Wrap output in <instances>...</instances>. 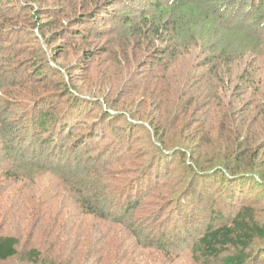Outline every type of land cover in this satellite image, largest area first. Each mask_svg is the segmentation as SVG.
Wrapping results in <instances>:
<instances>
[{"label":"trees","instance_id":"obj_1","mask_svg":"<svg viewBox=\"0 0 264 264\" xmlns=\"http://www.w3.org/2000/svg\"><path fill=\"white\" fill-rule=\"evenodd\" d=\"M14 1L0 0V11H2L3 5L6 3L14 4ZM121 1L124 2V6L128 11H125L122 15L120 14L122 17L121 24L117 26H121L123 32L129 33V35L133 34V39L137 46H142L146 43V47L142 50L147 49V54L142 61H139L136 55L133 56V66L147 65L149 75H147V78L144 77L143 73L145 70L137 74L133 71V77L136 81L133 85L135 84L134 86L139 89L141 95H145L144 92L149 94V109L154 108L155 102L153 99L155 100L157 97L159 99L164 94L169 95V98L180 96L177 100L170 99V102L164 106L166 109H169V106L171 107L169 114L173 116L174 120L169 123L162 120L161 124L163 125L160 126L159 121L156 126L152 127L146 119L138 117L141 115V112L135 113L138 109L131 113L127 110L109 108L102 100L87 96L90 100L85 102L96 104V108H99L100 114H95V117L92 115L91 117L85 116L84 121L86 122L89 118L93 119V123H95L101 117L104 118V121L108 120L110 122L109 126H112V129L115 127L114 120L126 122L127 124L122 123L125 127L128 124L140 126L144 123L151 130L152 135L157 141L166 145L169 144V146L171 145L172 138L175 137V134L179 130V141L175 145L176 148L169 149L170 147H168L166 150L170 151L167 152L169 155H173L175 158L178 157V161L184 162V166L188 167V171L194 176L197 184L199 182L202 186L204 184L208 186L206 180L213 181L218 175L223 176L221 180L225 182H227V178L229 177H242L249 182L255 183L258 178L247 171L253 170L257 175L262 173H260L256 163H253L251 160L248 162L245 158L240 157V155L248 154L249 159H253L258 154L259 148L264 146V83L261 79H257L261 71L257 67L260 65L258 60L264 54V0ZM119 5L122 7L121 3ZM44 10L50 12L52 9L45 8ZM108 10L109 7H106V5L102 7L96 5L84 14H78L75 18H69L64 27L60 28L56 34H62V37H68V35L81 36L82 31L79 28L77 32L72 31L71 25L73 23H80V20L84 18L91 19L100 14H108L110 11ZM39 13V9L36 7L33 8V11H30V14H33L34 17H38ZM8 17V20L0 21V48L4 52L0 56V88H4L8 84L5 82H11V86L15 89L13 91L15 95H10L11 98L8 99L0 93V101L4 98L3 102H0V146L3 153L8 152V154H11L4 168H0L2 179L10 183L18 182L22 187H26L32 184L35 174L52 173L59 178L60 186L66 190H63L61 193L58 190L52 192L51 199L57 198L59 211L51 218H54V216H58L59 218V216L64 214L67 211L65 210L67 209L65 203L68 204V200L71 198L72 203L81 210V213H75L76 216H72V218H75L74 220L89 215L107 226L120 223L124 227V230H131L130 235H126L125 239L132 240L131 244H133V247L135 245L137 247L142 246L143 241L148 237L152 245L163 248L165 254L169 257L175 256V252L173 251L178 247L185 246L189 248L192 251V257L196 264H256L261 260L263 261L264 257H262V254L264 252L257 253L255 248L257 246L256 240L264 239V219L256 212L252 205V199L247 198L248 195L246 193L238 195V190L235 194L227 190L223 193L222 201L224 206H233V213L230 214L227 220L215 219L216 212L211 210V208L207 212L206 209L207 203L210 206L212 205L209 204L210 199L205 198L201 200L199 210L203 212L206 223H204L198 235L196 234L197 227L196 225L193 226V223H196L199 218V210L190 213L189 211H185L182 215L184 216V220L176 219V214L179 212H176L174 215L170 214L166 222L161 218V215L164 213L162 204H158L154 208L144 206L145 210L143 212L142 207L140 215L144 214V217L138 215L133 217V208L130 207L133 204L132 202L126 204L128 210L120 207L121 211L119 215L103 209L101 203L106 194L103 189H98L95 183L97 176L100 174H97L96 170L91 169V166L84 163L85 156L87 152H90L91 147L87 145V141L81 140L83 138L82 133L79 132L82 135H78L77 129H79V125H75L74 127V118L67 119L64 121V124L57 123V114L50 115L44 107H39L40 104L48 101V107L53 106L55 101L51 102L48 98L43 102L31 98L32 101L26 104H33L34 108L24 115L22 113L23 109L26 110V105L22 104L23 99L29 95L31 96V94H26L25 92L28 84L37 83L36 80L40 78V76L36 77L40 72L38 68H48V70H43L44 78H46L47 74L50 77L62 75L63 70L55 66L58 64H56L54 58L47 57V59H42L43 56L39 55L40 53L37 55L41 58L33 55L25 60L18 59L17 55L23 53L21 46L24 44H18V46L12 49V41L10 40L12 36L9 30L10 28H14L15 30L20 29V34L23 35L27 31V28L25 24L22 25V23L15 21L14 17ZM108 17L107 20H114L110 14H108ZM26 22L28 23V20ZM54 22L45 19L41 22L36 21V26L32 24L37 31V36L40 38V41L38 39L39 43L45 39V43L47 44L44 32L51 29ZM76 25L79 26L78 24ZM14 29L11 30L14 31ZM84 29H87V27ZM95 32L97 35L107 34L104 33L106 32L105 30H99L98 27H96ZM111 32L114 31L112 30ZM49 44L51 43L49 42ZM35 48L33 47L31 51ZM39 51H41L40 48L34 51L33 54ZM109 52L111 51L105 47L102 48L99 54L102 55ZM246 53H249V58L251 59L249 63L242 60ZM184 56H190L191 59L189 61L192 60V67H190L191 69L188 67V69L184 70L186 76L183 75L182 79L185 81L180 84V89L177 88L179 86L177 85V81H170L169 77L165 74H158V70L153 71L154 68H159L164 63H180L184 59ZM9 59L13 60V62ZM13 65H15V71L17 72L12 75L9 70L10 66L12 67ZM22 65L30 66L25 67L26 72H28L27 77L17 78L15 75L19 74L18 70ZM193 68L199 73L193 74L191 71ZM160 70L165 72L163 67H160ZM19 75L23 76L22 74ZM31 77L35 80L30 81ZM175 77L177 78L176 75ZM202 81L204 84H209L208 90L201 89V87H206L202 85ZM197 83L199 85L194 87ZM52 85L50 89L39 90L40 96H44V93L60 92L65 93L66 99L69 96L73 97V90L75 88L68 82L60 83L59 88H56L55 84ZM228 86L234 87L240 95L247 94L249 96L248 104L250 106L245 107V110L249 113L248 116L251 119L248 122L246 119L243 120V118H240L239 121L232 119L226 106L216 116V123L220 125L219 120L224 117L226 118L225 122L229 119L230 122L235 123L236 129L244 126L247 133L254 131L261 137L259 145L255 144L252 148L249 147V143L243 146L239 145L236 153L231 155L225 150L219 137L211 136L209 131L213 127L212 124L207 126V120L191 121V116L196 111L194 107L197 105V100L205 101L204 107H201V112L209 113L211 100L214 98L220 101L222 98L220 94L227 90ZM204 90L206 93H204ZM148 94L146 95L148 96ZM187 95L190 96V101L185 110L182 111L178 103L183 96ZM14 96L16 97L13 98ZM191 105L192 109L190 110ZM137 106L139 107L140 105ZM87 115H90L89 112ZM206 118L207 114H205L204 119ZM179 121L182 124L177 127ZM254 121L255 123L251 125ZM195 122L198 124L200 122V124L194 128L191 135L187 134L185 131L191 125L193 126ZM123 126H121V130H117L119 134L124 131ZM128 128V131H130L131 127L128 126ZM238 133H241V129L238 130ZM89 134L90 139L91 137L93 139H100V136L101 138L103 137V134L99 132L93 134L89 131ZM16 138L17 140L15 141L14 139ZM123 138L124 135L121 137L119 135V138L115 139V141L117 140V143H119ZM196 138H200V141L189 144L191 140H195ZM201 138L204 139V142ZM237 139V137H234V141ZM106 143L110 144V141ZM83 149L87 150L84 156L82 154ZM2 174H4V177ZM85 179H90L91 184L88 187L84 184ZM113 180L116 182L118 179L115 178ZM119 182L121 181L119 180L117 184ZM115 187L116 185H114ZM85 188L87 190H84ZM111 188H113L112 185ZM192 192H194V189L188 187L186 196H189ZM110 194L117 195L114 191ZM19 204L31 206L32 202L20 201ZM46 210L45 198L44 201H41L40 198L36 200L33 214L38 218L37 220L44 219V215H49L45 212ZM128 211L132 212L130 213L132 216H129ZM154 215H156V218H153ZM159 218L167 224L165 226H170V229L164 232L163 236L158 233L155 236L146 235V237H142L141 230H137L136 226H142L148 222L153 223ZM180 224L187 226H184L180 232H175V229L179 230L177 227ZM34 228L35 225L31 224L30 237L32 242L37 244V247L33 245L29 256H37L41 264H61L62 258L64 259L63 249L67 244L61 245V243L53 241L45 247L50 253L47 256L43 255L44 246H42V249L40 245H43L41 241L46 235L43 229H41L40 232L38 231V238H35L33 236ZM112 237L103 233L99 234V238L103 239L105 244L101 240H92L93 247L91 251H88V255L98 257L99 262L109 255L110 257H114V262L118 261V264H121L119 261L121 259L123 260V264H136L133 261V249H130L132 252V255H130L127 250H122L121 246L117 244L118 241L109 245ZM19 239L13 233L0 235V262L8 261L17 256L19 253ZM160 240L164 242L158 243ZM166 242L171 247L168 245L164 246ZM76 244H74V248L72 247L70 260L74 259L76 264H82L87 256L86 254L82 256L80 263V259L77 258L79 254L76 255L79 244ZM50 245L53 246L52 249L49 248ZM151 250L154 252L156 249L151 248ZM114 262L113 264H115Z\"/></svg>","mask_w":264,"mask_h":264},{"label":"rangeland","instance_id":"obj_2","mask_svg":"<svg viewBox=\"0 0 264 264\" xmlns=\"http://www.w3.org/2000/svg\"><path fill=\"white\" fill-rule=\"evenodd\" d=\"M119 3L122 4V7ZM96 5L101 7L106 5V7H109L110 11L108 10V14H110L114 20H107L109 18L108 14L104 13L91 19L84 18L80 20V23H73L71 25L72 31L77 32L79 28L82 31L81 36L68 35V37H62V34H56L60 28L64 27L69 18H75L78 14H84ZM35 7L38 8L40 12L38 17H34L33 14H30V11H33V8ZM45 8H51L52 10L46 12V10H44ZM125 11H128V9L125 8L124 2H120V0H15L14 4L6 3L2 6V11H0V21H6L9 19L8 16H12L15 21L22 23V25L25 24L27 28V31H25L23 35L20 34V29L15 30L14 28H10L9 30V32H11L10 35L12 36V38L10 37V40L12 41V49L13 47L18 46V44H24L21 46L23 53L17 55V58L25 60L33 55L37 57L42 55V59L52 57L56 64H58L55 66H58L63 70L62 75L50 77L47 74L46 78H44L45 75L43 70H48V68H38L40 72L36 77L40 76L39 80H36L37 83L28 84V87L25 90L26 94H31V96L29 95L23 99L24 101L22 104L24 106L26 105L25 108L27 110H22L23 115L34 108V106H32L33 104L29 105L26 103L31 102L32 99H37L38 101L43 102L48 98L51 102L55 101L54 105L48 107V101L43 102L39 107H44L50 115L57 114V123L64 124V121L67 119H70L71 117L74 118V127L75 125H79L77 133L80 132L83 134L81 140L87 141V145L91 147L90 152H87V155L85 156L86 159L84 163L91 166V169L96 170V172H98L97 174H100L97 176L95 183L97 188L103 189L106 194L102 200L101 206L103 209H107L115 215H119L121 211L120 207L127 209L126 204L128 202L133 203L132 206H130L133 208V217L136 215L144 217V214L140 215L141 208L143 207L142 212L145 210L144 206L154 208L158 204H162L164 207V213L161 215V218H163L164 221L170 217V214L174 215L176 212H179L176 214L177 216L175 215L176 219L184 220V216L182 215L185 211H189V213L192 211H198L200 208L199 203L202 202L201 200L209 198V204L212 205L210 206L207 203V212H209L211 208V210L216 212L215 219L227 220L230 214L233 213V206H224L222 201L223 193L227 190L232 191V193L235 194L238 190V195L246 193L248 195L247 198L252 199V205L256 212L264 219V146L259 148L258 154L253 159H249L248 154L240 155V157L245 158L246 161L249 162L251 160L253 163H256L257 168L260 173H262L257 175L253 170L247 171L258 178L255 183L249 182L242 177H229L227 178V182H225L221 180L223 176L218 175L213 181L206 180L208 186L206 184L202 186L199 182L197 184L194 176L188 171V167L184 166L183 161H178V157L175 158L173 155L167 153L170 152L169 150H166L168 147H170L169 149L176 148L175 145L177 144V141H179V130L177 131V134H175V137L172 138L171 145L169 146V144L166 145L157 141L152 135L151 130L144 123L140 126H131L128 124V126L131 127L130 131H128V126L126 125L127 127H125V125H122V123L126 122H123L122 120H114V129H112V126H109L110 122H108V120L104 121V118L101 117V119L98 118L95 123H93V119L89 118L86 122L84 121L85 116L91 117L92 115L95 117V114H100V110L99 108H96V104L85 102L90 100L87 96L102 100V102H104L109 108L127 110L131 113L138 109L135 112L136 114L141 112V115L138 117L146 119L152 127L156 126L159 121L160 126L163 125L161 124L162 120H164L163 122L168 123L174 120L173 116L169 114L171 107L169 106V109H166L164 106L166 103L168 104L170 102V99L177 100L180 96L169 98V95L164 94L163 96H160L159 99L158 97L155 100L151 98L155 103L154 108L149 109V94L144 92L145 95H141L139 89L134 86L135 84L133 85V83H136L133 77L134 72L137 74L140 71L145 70L143 73L144 77L147 78V75H149V72L147 71L149 68L147 65L133 66V56L136 55L139 61H142L147 54V49L145 48L146 50H142L146 47V43L142 46H137L133 39L134 35H129V33L123 32L122 27L117 26L121 24L120 21L122 17L120 14L122 15ZM45 19L55 21L54 24H52L53 27L44 32L47 44L45 43V39L39 43L40 38L37 36V31L34 28V26H36V21L41 22ZM26 20H28V23ZM86 27L87 29H84ZM96 27H98L99 30H105L106 32L104 33L107 34L97 35L95 32ZM11 29H14V31ZM112 30L114 32H111ZM49 42L51 44H49ZM33 47L36 48L31 51ZM105 47L111 52L102 55L99 54L102 51V48ZM38 48H40L41 51L33 54ZM3 53V49L0 48V56L3 55ZM8 54L12 55L10 53ZM189 59H191L190 56H184V59L180 63H164L160 67H163L165 72H162L160 67L154 68L153 71L158 70V74H165L169 77L170 81H177V85H179L177 88L180 89V84L185 81L182 79L183 75L186 76L184 70L188 69V67H192V60L189 61ZM242 60L246 63L251 62L249 53H246ZM11 61L13 62V60ZM258 61L260 62V65L256 64L258 65V70L261 71L257 79H261L264 83V54L259 57ZM50 63L53 65L52 62ZM28 65H22L18 70V73L23 76H20L19 74L15 76L17 78L27 77L28 72H26L25 67H30ZM12 67L10 66L9 71L10 74L13 75L17 71H15V65ZM191 71L193 74L199 73L195 68ZM31 80L35 79L31 77L30 81ZM65 81L73 85L72 87L75 88V90H73V97L69 96L66 99L64 96L65 93L54 92L44 93V96L41 95L43 96L41 98L42 100L39 99L41 97L38 93L39 90L43 91L50 89L53 86L52 84H55V87L59 88L60 83ZM5 83L8 84L5 85L4 88H0V93H2L5 98L10 99V95H15L13 92L15 89L11 86V82L7 81ZM201 83L206 86L201 87V89H209V84H204L203 81ZM198 85L199 83L194 87ZM204 93H206L205 90ZM146 94H148V96ZM15 97L16 96L13 98ZM220 97H222L220 101L215 100L214 98L211 100L209 104V113H205L204 111L201 112V107H204L205 101L197 100V105L194 107L196 111L195 114H193L194 116H191V121L207 120V126L212 124L213 127L209 131L211 136H215L216 138L219 137L225 150H227L230 155L236 153V149L239 145L243 146L244 144L249 143L248 145L250 148L255 146V144L259 145V139L261 137L254 131H249L247 133L244 126L236 129V124L230 122L229 119L225 122L226 118L224 117L219 120L220 125L215 121L216 116L227 106L232 119L239 121L240 118H243V120L246 119L248 122L251 117L249 119V113L245 110V107L250 106L248 104L249 96L247 94L240 95L234 87L228 86L227 90L220 94ZM3 100L4 98L0 102L2 103ZM189 101V95L183 96L179 100L178 106L182 111L188 106ZM137 105L140 106L138 107ZM191 109L192 105L190 110ZM88 112L90 114L89 116L87 115ZM205 114H207L206 119H204ZM11 116H13V114H11ZM254 123L255 121L252 122L251 125ZM181 124L182 122L179 121L177 127L181 126ZM199 124L197 122H195L193 126L190 124V128L185 132L191 135L194 128ZM121 126H123L124 131L119 134L117 130H121ZM88 129L93 134L98 132L103 134V137L101 138L100 136V139H93L91 137L90 139ZM240 129L241 133H238V130ZM80 133L78 135H82ZM119 135L120 137L124 135V138L117 143V140L115 141V139H118ZM234 137H237L238 139L234 141ZM17 138L14 140L16 141ZM202 140L204 142V139ZM108 141H110V144L106 143ZM198 141H200V138L191 140L189 144H194ZM1 150L0 146V168L3 169L5 164L9 161L11 154H8V152L3 153ZM86 151L87 150L83 149V156ZM2 176L4 177V174H2ZM115 178L118 179L116 182L113 180ZM119 180L121 182L117 184ZM59 182L60 180L58 177L50 172H44L35 174L32 184L22 187L18 182L10 183L9 181L2 179L0 174V235L13 233L20 238L19 253L17 256L8 261L0 262V264H41L38 261L37 256H29L33 245H36L37 247V244L33 243L30 237L31 224L35 225V228L33 229V236L35 238H38V231L40 232L41 229H43L47 236L43 237V240L41 241V243L43 242V245H40V248L44 246V249L42 248L44 250H42L43 255L47 256L50 253L45 247L53 241L56 243L59 242L61 245L67 244L63 249L64 259L62 258L61 264H76L74 259L70 260L72 247L76 243L79 244L76 251L78 253L76 255L79 254V257L77 256V258L80 259V263L82 261V256L86 254L87 258L83 260L82 264H113L114 257H110L109 255L103 258V261L101 262L98 261V257L88 255V251H91V248L93 247L91 243L92 240H101V242L105 244L104 240L99 238V234L102 233L113 236L109 245L118 241L117 244L121 246L122 250H127L130 255H132L130 249H133L132 256L133 261L136 262V264H196L192 257V251L185 246L176 248L173 251L175 252V256L169 257L165 254L163 248H158L151 244L146 235L155 236L160 233V235L163 236V233L170 229V226H165L167 224L164 223L161 218L153 222L154 225L153 223L148 222L142 226H136L134 223L136 229L141 230L142 237H146L142 246H140L141 248L136 245L133 247V244H131L132 240L125 239L126 235H130L131 230H124V227L120 223L107 226L89 215L74 220L75 218H72V216L75 217V213L79 214L81 213V210L72 203L71 198H69L68 204L65 203L67 206V209L65 210L67 211L59 216V218L58 216L51 218L59 211L57 198L51 199L52 192L58 190L61 193L63 190H66L60 186ZM84 184L88 187L91 184L90 179H85ZM195 184H197V186H195ZM111 185L113 188H111ZM114 185H116L115 188ZM188 187L193 188L194 192L189 196H186ZM84 190H87V188ZM112 191L116 192L117 195L114 196L113 194H110ZM42 192H44V194H42ZM119 192L120 194H118ZM39 198L41 201H44L45 198V206L47 207L45 212L49 214L47 216L44 215V219L41 220H37L38 218L33 214L35 210V202ZM100 198H102V196H100ZM20 201H31L32 205L23 206L19 204ZM169 205H171V207H169ZM42 213H40V215H42ZM128 213L129 216H132L130 214L132 213L131 211H128ZM153 218H156V215H154ZM159 220L161 221L159 222ZM204 223H206V219L203 212L199 210V218L196 223H193V226L196 225L197 227V235L201 228H203ZM184 226L187 225L180 224L177 227L179 230L175 229V232H180ZM160 242L163 243L164 241H158V243ZM169 243L172 244L171 242ZM167 245L166 242L164 246ZM256 245L255 249L257 250V253L264 252V239L256 240ZM168 246L171 247L170 245ZM52 247L53 246L51 245L49 246L50 249H52ZM151 248L156 250L152 252ZM262 257H264V253L262 254ZM119 261L123 264L122 259ZM114 263L118 264V261ZM263 263L264 258L263 261L261 260L256 264Z\"/></svg>","mask_w":264,"mask_h":264}]
</instances>
